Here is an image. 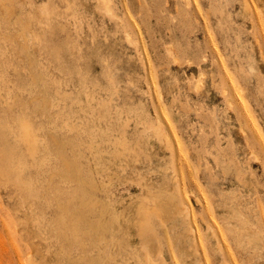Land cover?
Instances as JSON below:
<instances>
[{
  "label": "rangeland",
  "instance_id": "obj_1",
  "mask_svg": "<svg viewBox=\"0 0 264 264\" xmlns=\"http://www.w3.org/2000/svg\"><path fill=\"white\" fill-rule=\"evenodd\" d=\"M107 153L131 240L161 188L190 208L198 254L165 207L154 264H264V0H0V264H101L69 221Z\"/></svg>",
  "mask_w": 264,
  "mask_h": 264
},
{
  "label": "bare ground",
  "instance_id": "obj_2",
  "mask_svg": "<svg viewBox=\"0 0 264 264\" xmlns=\"http://www.w3.org/2000/svg\"><path fill=\"white\" fill-rule=\"evenodd\" d=\"M105 2H106V0H105ZM98 3H100V2L98 1ZM108 5H109V2H107V5L104 6L105 9L103 11L107 10L106 7L108 8ZM100 6L102 7V5H100ZM10 10L11 9H9V12H11ZM6 11H8V9ZM9 12H8V16H9ZM106 13H108V10ZM110 15H112V13ZM22 21H23L22 25L24 23H26L25 19ZM27 23H29V22H27ZM22 25L20 24V26H22ZM29 25H27L26 28L30 27ZM24 26H25V24H24ZM24 26H22V27L25 29ZM22 27H21V30H22L21 32L23 35H26V34L28 35L29 32L31 33V31L29 29H28V31H29L28 32L27 29L24 30V29H22ZM125 35L128 38V35L127 34H125ZM116 152H117V150H116ZM107 154L109 157V160H108L109 162H106V163H108V165L106 163H105L106 164L105 166L102 165V167L103 166L105 167V173H106L105 177L107 178V179L105 178L106 179L105 200H103L104 202L102 203L101 207L96 206V203L92 202V200H88L87 203L82 202V203H80V205H78L75 208L76 213H75V217L73 219V226L72 227H71V219L69 221V230L72 232L71 235H72V238L74 239V241L75 242L80 241L79 236L75 232L76 230H78L79 226L87 225L92 249H97L98 257H99L98 249L100 247H102V255L100 257L101 264H154L158 261V258L155 257L156 256L155 254H158V252H157L158 250H159V254L157 255V257L159 256V258L162 261L161 249H162L163 245H162V247L160 244L158 245V243H159L158 239L159 238L156 239L157 237L155 236L154 231L152 229V225L154 224V222H152V217L155 216L156 219L158 217L159 219H157V220H159L161 223L162 220H160V219L162 218V215L165 216V214H164L165 209L164 208L167 207L168 213L172 217L171 220H173L176 224H180V227L177 228L178 230L176 232V237H177L176 242L174 243L173 246H172V244L170 246V251L172 250L171 253L172 254L176 253L178 256V260H179V258H181V261H183V262H185V261L188 262V259H190L192 256H196V254H198V250L192 249V248L189 249L188 244L186 242L187 241L186 236H187V238H191V237H194V234L197 235L196 229L193 226L192 227H189V226L186 227V225H184L185 224L184 221H186V218H188V212L190 211V208L179 197L180 195L178 196L179 193L178 194L176 193L177 189H176V191H171V190H167L166 187H163L158 192L160 194V196L159 195H157V196L152 195L151 191H150L149 195L151 194L150 195L151 197H154V198L156 197L157 199L154 202L152 201V203H150V204H149V202H146L147 205H145L142 202L140 205L137 206V209H136L137 211H135V212L138 213V219H136V222L135 221L133 222L134 223L133 228L135 230L136 239L131 240V235L129 233V230L125 229V227H124V222L128 223L127 220L125 221V217L123 215V213H125V212L119 211L120 206H121L120 205L121 202H118L115 200V198L113 196V192H112V187L114 184V176H113V169H112V166L114 163L113 161L116 159H119L120 158L119 156H122V154L116 153V156L115 155H113V156L109 155L110 153H107ZM113 154H114V152H113ZM122 157H124V155ZM127 158H129V157H127ZM127 158L124 157V159H127ZM171 160L173 161L172 158H171ZM126 166L127 165L125 164V167ZM123 170H125V169H123ZM119 172H123V171H119ZM135 173L133 172L134 175H135ZM121 174L122 173H120V175ZM118 179H120V178H118ZM128 183H131V182H128ZM175 184H177V183H175ZM175 184H174V187H175ZM138 187L142 189V188H145L146 186L140 187L138 185ZM175 188H177V187H175ZM144 190H146V188ZM158 196L160 199L158 198ZM141 198H143V197H141ZM141 198H139V199H141ZM154 198H152V199H154ZM145 199L146 198H143L141 200L145 201ZM147 200H149V199H147ZM135 208H136V206H135ZM163 209H164V211H163ZM98 210H99V212H98ZM122 211H124V210H122ZM97 212L100 214L99 215L100 218L96 217ZM135 215H136V213H135ZM133 216H134V213H133ZM93 219H98V220H93ZM130 220H131V218H130ZM182 225H183V227H182ZM153 228H154V226H153ZM62 239H64V238H62ZM133 243H137L139 247L134 246ZM157 247L159 248L158 250H157ZM191 250H193L194 252H191ZM32 258L33 257H30L28 259H30V261L33 262L31 260ZM96 262H97V260H96ZM97 264H98V262H97Z\"/></svg>",
  "mask_w": 264,
  "mask_h": 264
}]
</instances>
